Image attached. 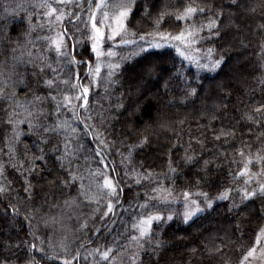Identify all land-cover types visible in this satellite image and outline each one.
Listing matches in <instances>:
<instances>
[{
	"label": "snow or ice",
	"instance_id": "snow-or-ice-1",
	"mask_svg": "<svg viewBox=\"0 0 264 264\" xmlns=\"http://www.w3.org/2000/svg\"><path fill=\"white\" fill-rule=\"evenodd\" d=\"M137 15L149 22L151 31L137 33L129 27ZM165 24L178 31L166 30ZM242 34L259 42L258 55L264 61V0H4L0 4V123L10 132L0 148V200L7 204L0 215L22 220L28 235L15 242L0 239V264H121L125 255L128 264H144L141 253L149 254L145 245H150L153 264H160L161 252L172 245L153 239L160 235L155 228L171 226L178 219L187 226L184 230L190 229L212 218L221 201H232L228 212L233 220L248 211L264 222V94L254 106L239 112L244 134L252 142L241 141L231 155L220 153L236 170H229V186L216 195L203 190L220 187L219 177L210 176L222 170L213 152L207 153L210 159L190 155L189 145L181 168L169 151L163 176L170 185L162 183L159 173L134 163L135 154L151 144L150 135L144 133L153 124L168 129L176 123L166 118L168 109L200 100L197 110L210 121L219 119L215 111L226 107L224 101L234 96L237 81L248 69L233 68L221 76L230 57L218 54L217 58L215 47L199 45L215 40L221 48L238 43L247 49L250 41ZM166 45L182 58L179 67L173 64L175 71L165 66L163 54L148 52ZM123 46L132 50L118 51ZM256 83L264 89V76L257 77ZM207 101L214 102L215 111L208 110ZM151 108L155 115L137 123ZM118 124L129 135L112 138ZM237 124L213 130L212 138H223L224 144L232 146ZM33 136L35 152L21 139ZM197 142L203 146V139ZM17 145L23 146V154L16 151ZM197 165L195 191L185 180L177 193L176 178L186 175L184 168ZM10 173L18 177L19 188ZM126 183L129 190L133 185L143 188L145 197L143 201L134 197L127 208ZM54 189L66 198L53 201ZM234 191L239 203L233 200ZM93 205L86 215L82 209ZM165 205L168 210H157ZM177 205L183 210L173 211ZM117 208L120 214L128 210L133 214L125 222V231L108 242L104 234H112L109 224L116 223ZM42 231L45 235H40ZM180 231L176 229L174 239H183L177 235ZM253 234L239 264H256L258 258L264 262V223ZM201 235L206 243L200 246V256L224 255V242H216L219 238L210 230ZM190 254L197 255V248ZM205 264L213 262L209 259Z\"/></svg>",
	"mask_w": 264,
	"mask_h": 264
},
{
	"label": "trees",
	"instance_id": "trees-1",
	"mask_svg": "<svg viewBox=\"0 0 264 264\" xmlns=\"http://www.w3.org/2000/svg\"><path fill=\"white\" fill-rule=\"evenodd\" d=\"M4 0H0V4H3ZM209 15H213L210 13ZM202 19H207V17H203ZM134 23L130 24L129 27L137 33L151 31V25L148 21L142 20L140 16L134 17ZM18 22V20H17ZM166 30L176 32L178 28L172 25L165 24L163 26ZM183 27V24L180 25ZM207 34V33H205ZM243 36V34H242ZM16 38V34H13V39ZM129 39H137V37H128ZM246 41H250V45L247 49L240 48L238 43H234L231 47L221 48L220 44L215 40L211 42H204L199 45L202 49H207L211 47H215L217 52L213 53L214 56L218 58L219 55H226L230 57L228 65L225 67L224 72L221 73L223 76L225 73L230 71L233 68L239 69L242 66H246L248 70L244 71L240 79L237 81L238 90L235 91L234 96L230 97L228 100L224 101L226 107L220 109V111H215L212 109L213 101H207L206 106L209 111H215V115L219 117L217 120H211L208 115H206L202 110L198 111L201 101L197 100L196 104H189L185 108H181L177 105L174 109H168V116L166 117L169 120L176 121L168 129H157L153 124V127L145 132L144 134H149L151 139L150 146L145 147L142 151H138L135 154L134 163L137 167H140L141 163L144 169H151L155 173L160 174V179L164 185H170L171 181L164 179L163 174L167 172L168 168V154L169 151L172 152V159L176 163L178 167L183 168V161L181 157L184 156L185 150L191 146V151L189 154H195L197 156H203L205 159H210L213 157H209L207 153L213 152L216 163L221 165V171H213L210 173V176L213 180L216 177H219V189L203 187V190L208 192L210 195H216L217 190H223L224 187H228L231 181V177L228 175L229 170L233 172L236 170V166L231 164L229 160H226L221 152L232 154L233 148H239L241 146V141L244 143H251L252 138L249 137L246 133V129L243 126L244 122L241 121L239 112L241 110H245L251 106L255 105L256 101L261 100L262 94H264V89H261L257 86L256 79L257 77L264 76V71H260L261 65H264V61L260 60L258 55L259 53V42L255 40L251 35L243 36ZM131 46H123L122 49H118V51L128 52L131 51ZM149 53L153 54H163L164 59L166 61V67L175 71L173 64L175 67H179L181 64L182 58L176 52L175 48L171 45H166L164 48H152L148 50ZM147 55V54H145ZM0 59H3V56H0ZM186 67H193L186 64ZM256 68L257 71L251 72L250 69ZM83 74V68L80 69ZM209 75H215V73H210ZM102 92V89H101ZM171 95H178V93L171 92ZM24 93L21 92V97H23ZM215 103H219L216 101ZM155 115V108H151L149 112L145 113L141 120H138L137 123L143 124L144 120H148L150 116ZM0 118H3V113H0ZM180 120H183L184 123H179ZM237 122H239L237 124ZM233 124H237L236 132L237 138L230 142L232 146L226 145L223 143V138L217 141L212 138V132L215 129H219L220 127H230ZM24 128V125H21ZM121 129H124L121 132ZM27 131L26 128H24ZM255 131V129H254ZM10 132V129L4 127L2 123H0V148H3L5 145V136ZM114 135L112 138H116L120 136L123 138L124 135H129L128 130L125 128L123 124H118L114 126ZM244 134V135H241ZM25 144L28 145L29 149L32 152H35V149L32 148V143L36 139L33 136L31 139H27L25 137H21ZM129 139H134V137L129 136ZM198 139H203L204 143L201 146L197 141ZM264 140V137H261ZM55 143V141H54ZM259 143V142H257ZM89 148L91 145H87ZM219 149V151H217ZM6 150V149H5ZM47 151V148L45 149ZM255 146L253 147V151H255ZM16 151L20 154H23L24 148L22 145L16 146ZM114 159H119L118 156H114ZM239 159V157H237ZM83 163V161H80ZM210 167H214L210 165ZM117 171H121V168H117ZM185 176H181L176 178V186L177 193L180 189L185 187V180L189 184H191L192 190L195 191L194 177L199 174L200 166L197 165L193 169L189 170L187 168L183 169ZM63 175V173H60ZM10 177L13 182L16 183L17 188L20 187L18 181V177L15 174L10 173ZM131 183V182H128ZM128 183L125 184L123 199L125 203V208L130 201H133L134 197L143 201L145 199L143 192L144 189L136 186H132L131 190H129ZM239 183V181H237ZM53 195L50 197L53 201L57 199H64L66 197L60 196L59 190H52ZM74 194V193H73ZM139 194V195H137ZM23 195V193H21ZM233 200L236 203H239V197L234 191L232 193ZM13 202V201H9ZM232 201H221L218 202V212L213 214L212 218L202 219L198 222L197 225H194L192 228L184 230L187 228L186 225H182L177 219L175 223H172L171 226L168 224L161 225L160 228H155L156 233L160 235H156L153 239H164L170 242L172 245L164 249L161 252L160 264H205V262L209 259L212 260L213 264H224V261H229V264H239V261L242 257L243 250L251 246V242L254 240L253 230L258 229L262 223V220L259 217L252 216V214L248 211H245L243 214L238 216L235 220L231 219V215L228 212V208L230 207ZM257 205H253V211H255ZM91 207L93 206H85L82 210L87 215L91 212ZM7 208V204L0 200V210ZM159 211L168 210V205L164 207L158 208ZM173 211H182V207L177 205L172 209ZM47 211V209H45ZM55 211V210H53ZM118 216L116 218L115 224H109V228L113 229L111 235L106 231L105 237L108 242L112 241L113 235L117 233H123L125 231V227L127 226L125 222L129 221V216L133 213L131 210L125 211L123 214L121 213V209L117 208ZM218 217V218H217ZM99 219V214H97V221ZM91 223V222H90ZM236 227H233V226ZM72 227L76 228L77 225L75 222L72 223ZM181 229L180 232L177 233L179 237H183V239H174L173 233L176 232V229ZM210 230V234L217 236L219 239L216 242H224V255L223 256H200L199 250L200 246L203 243H206L204 240V235H208ZM6 233V235H5ZM28 235V226L22 220L11 219V214L7 218L0 215V239H9L13 242L19 240L20 238H26ZM40 235H45V232H41ZM79 235V233H77ZM87 236L91 238L92 233L89 231ZM103 241H94V243H102ZM77 247L79 245H76ZM195 247L197 248V255L193 256L190 254V250ZM145 250L149 254L141 253L144 259V264H153L154 257L150 255V245H145ZM121 264H128V260L126 255L121 258Z\"/></svg>",
	"mask_w": 264,
	"mask_h": 264
},
{
	"label": "rangeland",
	"instance_id": "rangeland-1",
	"mask_svg": "<svg viewBox=\"0 0 264 264\" xmlns=\"http://www.w3.org/2000/svg\"><path fill=\"white\" fill-rule=\"evenodd\" d=\"M256 264H264V262L260 261L259 258L256 261Z\"/></svg>",
	"mask_w": 264,
	"mask_h": 264
}]
</instances>
